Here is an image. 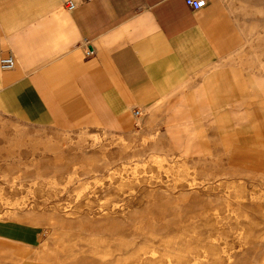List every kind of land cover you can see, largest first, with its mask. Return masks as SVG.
<instances>
[{
  "label": "rangeland",
  "instance_id": "1",
  "mask_svg": "<svg viewBox=\"0 0 264 264\" xmlns=\"http://www.w3.org/2000/svg\"><path fill=\"white\" fill-rule=\"evenodd\" d=\"M228 1L227 48L251 39L219 102V151L161 111L125 130L0 120V219L42 229L29 264H264V0Z\"/></svg>",
  "mask_w": 264,
  "mask_h": 264
},
{
  "label": "crops",
  "instance_id": "2",
  "mask_svg": "<svg viewBox=\"0 0 264 264\" xmlns=\"http://www.w3.org/2000/svg\"><path fill=\"white\" fill-rule=\"evenodd\" d=\"M67 1L0 0V120L46 132L78 119L104 127L110 117L125 130L161 111L181 121L194 147L220 150L217 109L236 90L251 39L227 48L240 37L227 12L235 1L207 0L200 10L186 0H72L73 9ZM9 56L15 66L4 69ZM41 242L39 225L0 219V264H29Z\"/></svg>",
  "mask_w": 264,
  "mask_h": 264
},
{
  "label": "built area",
  "instance_id": "3",
  "mask_svg": "<svg viewBox=\"0 0 264 264\" xmlns=\"http://www.w3.org/2000/svg\"><path fill=\"white\" fill-rule=\"evenodd\" d=\"M207 0H186L187 5L193 10H200ZM69 9L76 7V4L72 0H68L66 3ZM91 52V51H90ZM15 66V59L13 56L1 58V67L4 69H12ZM136 115L140 114V110H136Z\"/></svg>",
  "mask_w": 264,
  "mask_h": 264
},
{
  "label": "bare ground",
  "instance_id": "4",
  "mask_svg": "<svg viewBox=\"0 0 264 264\" xmlns=\"http://www.w3.org/2000/svg\"><path fill=\"white\" fill-rule=\"evenodd\" d=\"M206 2H207V1H206ZM206 2H205V3H206ZM205 3H204V5H205ZM204 5H203V6H204ZM203 6H202V7H203ZM233 41L235 42V38H234V40H233Z\"/></svg>",
  "mask_w": 264,
  "mask_h": 264
}]
</instances>
